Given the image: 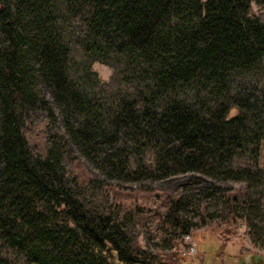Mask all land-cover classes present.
Returning <instances> with one entry per match:
<instances>
[{
	"label": "trees",
	"instance_id": "1",
	"mask_svg": "<svg viewBox=\"0 0 264 264\" xmlns=\"http://www.w3.org/2000/svg\"><path fill=\"white\" fill-rule=\"evenodd\" d=\"M253 1L264 4L0 0V264H185L182 236L217 210L222 243L236 217L264 241V15ZM93 61L113 68L109 81ZM70 143L109 178L198 171L242 184L207 189L213 209L182 189L124 192L87 173ZM95 182L106 205L82 192Z\"/></svg>",
	"mask_w": 264,
	"mask_h": 264
},
{
	"label": "rangeland",
	"instance_id": "2",
	"mask_svg": "<svg viewBox=\"0 0 264 264\" xmlns=\"http://www.w3.org/2000/svg\"><path fill=\"white\" fill-rule=\"evenodd\" d=\"M252 12L255 15H264V4L253 1ZM91 67L98 73L99 78L103 81H109L113 76V68L105 63L93 61ZM57 112L59 113L58 110ZM58 127L63 130L61 124H58ZM46 129L49 130V134L52 132L49 125H46ZM70 147L81 160V165L87 173L100 178L108 185L112 184L113 186H117L124 192H132L138 188L151 186L153 188H163L169 191L182 189L183 191L194 194L196 198H201L202 201H206L211 206L210 208L213 209L212 206L217 202H220L217 198L219 194L215 197H205L204 192L207 189L213 187L215 184L233 187L242 184V182L235 180H216L215 178L198 171L178 173L163 179H146L142 181L109 178L103 175L97 164L89 160L82 153L80 148L73 143H70ZM261 163L264 165V147L261 156ZM101 185L98 182H95L82 187V192L85 198L94 206H103L109 202L110 193L106 191V186L101 187ZM259 197L261 198L262 204L259 220L264 223V185L261 188ZM219 206L221 207L222 203H220ZM211 209H209L210 212H212ZM190 214L193 215L192 212ZM216 214L218 215L216 216ZM226 214V211L217 210L211 218L210 223H205L200 215L194 216L196 225L191 229V234L196 239L197 250L192 254L185 255V264H264V241L259 239L257 234L254 235L258 242L254 241L253 233L250 231L247 222H245L244 219L236 217L234 221H232L231 229L229 231L230 237L225 240L224 243L218 239L213 230H219L220 228L225 227L226 223L224 222V219L227 217ZM149 228L148 225H138L136 227V231L141 232L139 242L143 246L148 245L144 233L150 231ZM215 232L217 233V231ZM183 242L182 250L186 245L184 240ZM150 244L153 248H156L157 244L159 246L162 245V241L160 239H151ZM221 244L223 245L221 246V250H219Z\"/></svg>",
	"mask_w": 264,
	"mask_h": 264
},
{
	"label": "built area",
	"instance_id": "3",
	"mask_svg": "<svg viewBox=\"0 0 264 264\" xmlns=\"http://www.w3.org/2000/svg\"><path fill=\"white\" fill-rule=\"evenodd\" d=\"M182 239L186 242V245L182 250L183 255L192 254L197 250L196 239L191 233L184 234Z\"/></svg>",
	"mask_w": 264,
	"mask_h": 264
}]
</instances>
